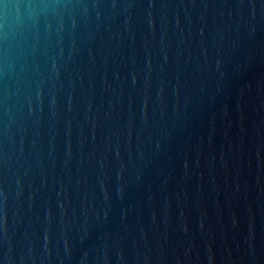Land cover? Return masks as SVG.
<instances>
[{
	"label": "water",
	"instance_id": "water-1",
	"mask_svg": "<svg viewBox=\"0 0 264 264\" xmlns=\"http://www.w3.org/2000/svg\"><path fill=\"white\" fill-rule=\"evenodd\" d=\"M0 264H264V0H0Z\"/></svg>",
	"mask_w": 264,
	"mask_h": 264
}]
</instances>
